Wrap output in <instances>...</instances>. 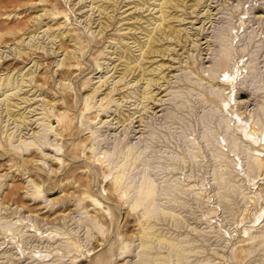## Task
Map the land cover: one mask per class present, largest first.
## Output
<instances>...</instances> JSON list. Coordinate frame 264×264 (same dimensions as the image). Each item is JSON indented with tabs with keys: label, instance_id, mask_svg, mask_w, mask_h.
<instances>
[{
	"label": "rangeland",
	"instance_id": "1",
	"mask_svg": "<svg viewBox=\"0 0 264 264\" xmlns=\"http://www.w3.org/2000/svg\"><path fill=\"white\" fill-rule=\"evenodd\" d=\"M0 264H264V0H0Z\"/></svg>",
	"mask_w": 264,
	"mask_h": 264
}]
</instances>
